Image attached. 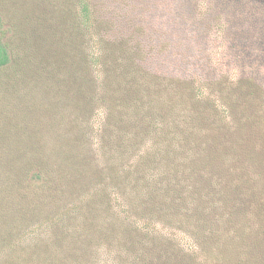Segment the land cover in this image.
<instances>
[{"label":"trees","instance_id":"16d2710c","mask_svg":"<svg viewBox=\"0 0 264 264\" xmlns=\"http://www.w3.org/2000/svg\"><path fill=\"white\" fill-rule=\"evenodd\" d=\"M264 0H0V264H252Z\"/></svg>","mask_w":264,"mask_h":264},{"label":"rangeland","instance_id":"374dc122","mask_svg":"<svg viewBox=\"0 0 264 264\" xmlns=\"http://www.w3.org/2000/svg\"><path fill=\"white\" fill-rule=\"evenodd\" d=\"M257 221L246 220L242 225V230L246 227L243 234V242L240 250H254L259 251L257 255L247 256L249 259L257 257L256 261L252 264H264V215H260Z\"/></svg>","mask_w":264,"mask_h":264}]
</instances>
